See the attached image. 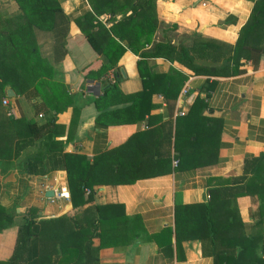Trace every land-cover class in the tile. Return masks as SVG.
Returning <instances> with one entry per match:
<instances>
[{
	"label": "crops",
	"instance_id": "1",
	"mask_svg": "<svg viewBox=\"0 0 264 264\" xmlns=\"http://www.w3.org/2000/svg\"><path fill=\"white\" fill-rule=\"evenodd\" d=\"M57 1L69 20L63 45L55 30L34 29L52 76L34 97L14 89L9 97L8 85L0 96V204L16 212L14 224L0 232V261L11 257L17 227L27 215L38 223L75 213L72 185L95 163L84 190L91 199L77 216L82 246L90 240L97 264H214L202 205L211 201L210 189L233 185L229 180L243 174L244 160L264 150V53L257 64L241 58L235 75L222 66L259 0H156L148 14L157 19L150 41L138 54L127 49L112 67L85 37L91 25L81 26L91 11L89 0ZM126 1L112 2L121 9ZM18 12L14 0H0V19ZM122 15L104 12L98 20L108 28ZM98 38L114 48L106 35ZM160 74L171 76L168 97L162 93L168 79L148 85L149 75ZM144 78L147 95L136 100ZM210 82L213 87L205 92ZM185 84L188 92L182 95ZM108 87L113 89L104 96ZM58 91L57 105L67 98L70 103L57 112L46 101ZM197 96L206 107L190 114ZM21 117L25 121L17 122ZM54 189L68 191L70 199L51 201ZM221 198L214 199V211L220 209V225L229 224ZM232 203L238 214L224 236L238 241L243 233L261 234L256 223L264 215L256 198L241 195ZM90 206H110L104 215L114 223L99 229L101 236L91 235L98 214L83 213ZM134 216L141 224L136 237L129 220ZM166 228L172 232L169 243L165 235L152 238ZM251 256L250 264H264V251L255 249Z\"/></svg>",
	"mask_w": 264,
	"mask_h": 264
},
{
	"label": "trees",
	"instance_id": "2",
	"mask_svg": "<svg viewBox=\"0 0 264 264\" xmlns=\"http://www.w3.org/2000/svg\"><path fill=\"white\" fill-rule=\"evenodd\" d=\"M14 1L18 5L19 12L12 16H3L0 19V23H2L0 27V96L4 94L8 85L18 94L34 97L46 85L45 81H47V78L52 76V66L40 56L34 29L55 30L56 39L60 45H63L69 20L63 14L57 0ZM112 1L89 0L91 11L85 15V21L81 24V26L91 25V29L84 32L85 37L90 46L97 53L103 55L107 67L115 66L120 56L127 49L135 54L140 53V50L145 47V43L150 41L157 26L155 15L148 18V14H151L155 9L156 0H129L126 1V6H122L121 9H119V5L116 6L117 3ZM128 10L129 13H126ZM104 12H108L110 15L123 12V15L107 28L98 20V16ZM112 19L114 18L112 17ZM80 20L81 17L76 19L79 26ZM57 27L58 29L61 28V31H57ZM95 27H97V30H94ZM144 28H147L148 35L142 43L140 34ZM120 29H127V31L124 33ZM98 34L106 35L114 48H111V46L105 48L101 45L98 40ZM263 39L264 0H259L254 5L248 21L240 29L232 56L226 59L222 66L230 67L231 72L235 75L241 71L239 68L241 58L250 59L254 64H257L258 58L264 53ZM157 48L159 49L158 45ZM111 53L115 55L114 59ZM154 79H168L164 83L165 90L162 91L163 95L168 97L166 90L173 87L171 76L169 77L165 74L149 75L148 85H151ZM146 80L144 78L145 82ZM146 87L147 82L144 83L143 92L137 94L140 95V98L137 97L136 100H142L143 95H147ZM212 87L213 82H210L206 83L203 89L207 92ZM112 89L111 87L106 88L103 93L104 96H107V93ZM149 89L153 90L152 88ZM55 94H49L50 99H48L51 101L46 98V102L50 108L58 112V110L65 108L70 103V99L67 98V101L63 102L62 105H57V99L61 92L58 91ZM101 99L102 97L97 99L96 102ZM205 107L204 98L197 96L192 104L190 114H196ZM2 114L4 115L5 112L3 111ZM54 117L50 119V124L54 123ZM10 120L13 121L11 118ZM21 121H25L24 117H21L17 122ZM31 127L34 128L35 126L31 124ZM189 138L195 143L199 141L197 135L191 136L190 134ZM178 140L179 135L176 132L174 147L179 150L181 148ZM94 166L95 163L90 164L86 175L79 176L72 185L74 190L71 192V201L73 208L76 210L75 213L69 217L42 220L38 223H36L34 216L27 215L17 227V235L11 257L7 261H0V264H97V259L91 251L90 240L86 242L85 246H82L80 241V218L77 216L80 215L77 214V212L80 213V205L91 199L90 193L85 196L84 190L91 182L90 174ZM229 181L233 185L223 189H210L211 201L202 205L203 217H205L207 224L206 236L209 237L213 246L214 264H250L253 250L264 251V221L260 219L256 223V226L260 227L262 231L261 234H254L253 232L243 233L240 238H237L238 241H235L236 238L234 237L224 235H227V230L231 228L229 224L232 223L233 217L238 214L236 207H232V200L235 197L250 195L256 198L258 210L262 211L264 215V150L256 157L246 158L244 160L243 174L233 177ZM223 191L226 194H223ZM219 197H222V206L226 207L225 213L230 216L229 224L220 225V209L215 214L214 199ZM109 208L110 206H90L83 210V213L98 214L94 220L95 229L91 232L92 236L100 235L99 229L106 226V224L114 223L113 219L111 222L104 215ZM220 208L222 209V207ZM15 216V210H8L0 204V232L14 224ZM122 216L124 220L128 219L126 215L122 214ZM129 220L132 235L136 237L141 229L140 220L136 216L129 218ZM164 235L168 238L169 243V238L172 235L170 228L164 229L160 234L153 235L152 238L158 240L159 236L163 237ZM31 246H35V253L31 252ZM100 246H103V242ZM31 258L33 260H30Z\"/></svg>",
	"mask_w": 264,
	"mask_h": 264
},
{
	"label": "built area",
	"instance_id": "3",
	"mask_svg": "<svg viewBox=\"0 0 264 264\" xmlns=\"http://www.w3.org/2000/svg\"><path fill=\"white\" fill-rule=\"evenodd\" d=\"M187 92H188V84H185V86L182 89V95H185ZM3 104H8L7 99L3 100ZM39 116L41 117L42 115L39 114ZM176 162H175V164H176ZM61 198L69 200L70 199L69 192L68 191L54 189V194L49 199L51 201H54L55 199H61Z\"/></svg>",
	"mask_w": 264,
	"mask_h": 264
},
{
	"label": "water",
	"instance_id": "4",
	"mask_svg": "<svg viewBox=\"0 0 264 264\" xmlns=\"http://www.w3.org/2000/svg\"><path fill=\"white\" fill-rule=\"evenodd\" d=\"M6 93L9 97L15 96V93H14L13 89H11V88H7ZM51 194H52V192H51Z\"/></svg>",
	"mask_w": 264,
	"mask_h": 264
}]
</instances>
